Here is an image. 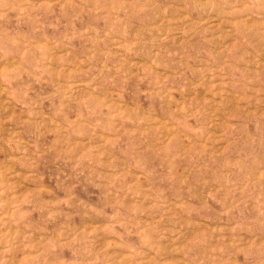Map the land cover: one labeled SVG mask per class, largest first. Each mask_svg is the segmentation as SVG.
Instances as JSON below:
<instances>
[{
	"label": "rangeland",
	"instance_id": "1",
	"mask_svg": "<svg viewBox=\"0 0 264 264\" xmlns=\"http://www.w3.org/2000/svg\"><path fill=\"white\" fill-rule=\"evenodd\" d=\"M0 264H264V0H0Z\"/></svg>",
	"mask_w": 264,
	"mask_h": 264
}]
</instances>
